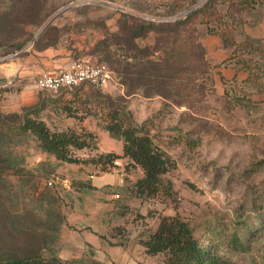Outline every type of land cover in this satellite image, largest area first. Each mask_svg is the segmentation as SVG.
<instances>
[{
  "label": "rangeland",
  "instance_id": "rangeland-1",
  "mask_svg": "<svg viewBox=\"0 0 264 264\" xmlns=\"http://www.w3.org/2000/svg\"><path fill=\"white\" fill-rule=\"evenodd\" d=\"M30 1L32 10L24 12ZM206 1L0 0V58L23 43L32 44L30 49L53 47L60 62L81 59L110 68L106 49L117 50L123 29L183 18ZM234 1L215 0L206 7L224 25L196 18L212 67V80H199L207 93L200 109L188 111L141 90L126 95L114 71L103 86L85 83L56 95L31 86L37 99L21 108L9 110L2 99V114L22 116L36 107L32 115L50 129L90 131L94 137L88 148L72 150L80 163L58 160L31 136L0 137V255L163 264V254L146 253L142 242L161 216L178 214L230 264H264L259 220L264 216V0ZM152 38L148 33L137 42L151 44ZM109 105L121 107L168 153L173 166L164 179L171 182V193L141 195L136 181L142 170L125 157L106 170L90 162L99 153H122V140L105 129ZM241 221L248 225L244 237L259 227L244 251L226 243Z\"/></svg>",
  "mask_w": 264,
  "mask_h": 264
},
{
  "label": "trees",
  "instance_id": "trees-1",
  "mask_svg": "<svg viewBox=\"0 0 264 264\" xmlns=\"http://www.w3.org/2000/svg\"><path fill=\"white\" fill-rule=\"evenodd\" d=\"M214 1L207 0L201 8L186 13L183 18L159 23H141L135 29H123V36L115 42L117 50L112 51L107 47L106 60L110 64V70L117 73L126 95L141 90L145 96L159 95L168 104L185 106L188 111L201 108L207 93L203 92L199 80L211 81L212 67L206 59L205 46L199 39L196 18L198 16L199 22L205 24L214 19L219 20V26L224 25L218 15L214 16L213 12L206 9ZM229 1L232 5L235 3L234 0ZM32 5L34 3L30 1L24 6V12L31 11ZM48 29L46 28L38 38ZM148 33H153L151 44L137 42L146 38ZM221 37L226 39L227 31L221 33ZM23 46V43H19L17 48L10 52H15ZM35 108L24 110L22 116L16 113H0V137L5 135L13 139L31 136L41 150L54 155L58 160L82 162L72 154V150L88 148L90 140L94 137L93 133H79L74 129L52 130L44 121L32 115L36 113ZM10 116L19 117V121H9ZM105 129L110 136L122 140V153H99L90 158L91 163L106 170L109 166L116 167L115 161L125 157L130 164L142 170V176L136 181L137 190L141 195L171 193V182L166 181L164 175L173 166V161L151 135L134 124L121 107L111 105L106 111ZM259 220L260 226H264V216L259 217ZM247 226L245 221H241L239 227L227 236L226 243L230 248L245 250L247 239L252 236L253 230L259 228L254 227L247 234L248 237H244L243 231L247 230ZM142 243L146 253L163 254V264H230L227 257L219 253L213 241L209 245L201 242L190 223L178 214L161 216L156 228ZM90 263L96 264L94 261ZM0 264L86 263L77 260L64 261L55 255L45 259L37 253H28L0 255Z\"/></svg>",
  "mask_w": 264,
  "mask_h": 264
},
{
  "label": "crops",
  "instance_id": "crops-1",
  "mask_svg": "<svg viewBox=\"0 0 264 264\" xmlns=\"http://www.w3.org/2000/svg\"><path fill=\"white\" fill-rule=\"evenodd\" d=\"M31 47L32 44L24 46L16 50V54L10 52L0 58V103L5 99L9 110L35 102L37 98L31 86L36 88L35 79L41 73L70 63L56 59L53 47Z\"/></svg>",
  "mask_w": 264,
  "mask_h": 264
},
{
  "label": "built area",
  "instance_id": "built-area-1",
  "mask_svg": "<svg viewBox=\"0 0 264 264\" xmlns=\"http://www.w3.org/2000/svg\"><path fill=\"white\" fill-rule=\"evenodd\" d=\"M111 73L112 71L105 63L76 59L67 66L44 71L35 80V86L56 95L65 89L85 83L103 86L111 78ZM115 164L118 165V161H115ZM52 182L53 180L48 181L49 184Z\"/></svg>",
  "mask_w": 264,
  "mask_h": 264
},
{
  "label": "water",
  "instance_id": "water-1",
  "mask_svg": "<svg viewBox=\"0 0 264 264\" xmlns=\"http://www.w3.org/2000/svg\"><path fill=\"white\" fill-rule=\"evenodd\" d=\"M57 15V13L56 14H54L52 17H50L47 21H46V23L42 26V28L40 29V31L39 32H41V31H43L45 28H46V26L55 18V16Z\"/></svg>",
  "mask_w": 264,
  "mask_h": 264
}]
</instances>
